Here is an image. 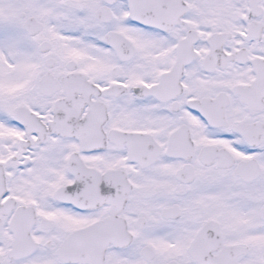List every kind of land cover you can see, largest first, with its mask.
I'll use <instances>...</instances> for the list:
<instances>
[{
    "label": "snow or ice",
    "instance_id": "1",
    "mask_svg": "<svg viewBox=\"0 0 264 264\" xmlns=\"http://www.w3.org/2000/svg\"><path fill=\"white\" fill-rule=\"evenodd\" d=\"M0 264H264V0H0Z\"/></svg>",
    "mask_w": 264,
    "mask_h": 264
}]
</instances>
